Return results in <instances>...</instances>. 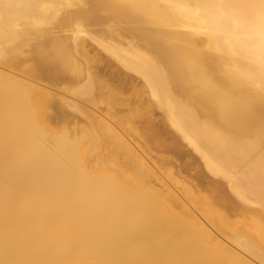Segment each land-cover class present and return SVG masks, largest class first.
<instances>
[{
	"label": "bare ground",
	"instance_id": "6f19581e",
	"mask_svg": "<svg viewBox=\"0 0 264 264\" xmlns=\"http://www.w3.org/2000/svg\"><path fill=\"white\" fill-rule=\"evenodd\" d=\"M206 2L0 0V264H264V95L194 35ZM87 42L141 79L218 202L86 108Z\"/></svg>",
	"mask_w": 264,
	"mask_h": 264
},
{
	"label": "rangeland",
	"instance_id": "374dc122",
	"mask_svg": "<svg viewBox=\"0 0 264 264\" xmlns=\"http://www.w3.org/2000/svg\"><path fill=\"white\" fill-rule=\"evenodd\" d=\"M85 55H87L88 67L96 83L95 92L89 98L91 106L86 108L101 113L136 148L140 146L144 148L146 145L149 151L145 152L147 161L162 157L165 163L161 173L166 179L171 180V174L168 171L171 167L185 184L209 197L210 200L218 202L211 191V185L215 183L216 186H220L219 179L203 175L200 167L192 164L193 155L187 146L181 147L179 151L170 146L169 134L160 127L161 111H153L148 91L141 79L125 70L111 57L99 52L89 42L86 43ZM103 134L105 135L104 140L99 144L101 149L95 154V157L102 158L100 166L115 163L125 169L123 163L128 160L129 155L121 153L119 140L115 135L105 134V132ZM93 144L95 142L90 145L93 146ZM95 157L93 156L94 159L88 161L89 166H95ZM114 169L120 174L117 167H103V170L108 171ZM136 176L132 178L133 182L140 181V177L137 176V181ZM177 187L180 191L182 190V184H177ZM218 208L222 211L225 209L222 205H218ZM226 214L232 220L243 219V214L239 210H226Z\"/></svg>",
	"mask_w": 264,
	"mask_h": 264
},
{
	"label": "clouds",
	"instance_id": "9594fccd",
	"mask_svg": "<svg viewBox=\"0 0 264 264\" xmlns=\"http://www.w3.org/2000/svg\"><path fill=\"white\" fill-rule=\"evenodd\" d=\"M194 14L199 21L194 35L232 68L245 66L249 90L264 95V0H207Z\"/></svg>",
	"mask_w": 264,
	"mask_h": 264
}]
</instances>
